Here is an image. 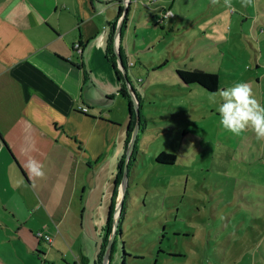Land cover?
<instances>
[{
    "label": "rangeland",
    "instance_id": "rangeland-1",
    "mask_svg": "<svg viewBox=\"0 0 264 264\" xmlns=\"http://www.w3.org/2000/svg\"><path fill=\"white\" fill-rule=\"evenodd\" d=\"M140 3L143 12L134 18L129 41L135 64L128 73L140 93V120L130 135V141L136 135L138 155L129 158L115 200L112 225L126 196L121 231L109 235L108 263L264 264V141L251 131L222 134L217 105L209 102L216 91L185 86L176 72L202 69L192 62L203 61L219 73V89L249 82L264 104V0L247 7L232 0L231 8L223 0L215 6L211 0ZM163 9L171 15L160 20ZM115 43L117 49L118 37ZM116 104L120 126L114 129L126 140L136 104L130 97ZM162 151L176 154V161L156 163ZM114 182L94 190L84 227L93 229L99 213L107 212ZM80 221L74 216L69 228L79 229Z\"/></svg>",
    "mask_w": 264,
    "mask_h": 264
},
{
    "label": "crops",
    "instance_id": "crops-1",
    "mask_svg": "<svg viewBox=\"0 0 264 264\" xmlns=\"http://www.w3.org/2000/svg\"><path fill=\"white\" fill-rule=\"evenodd\" d=\"M140 1L130 0L123 15L122 0H0V264H96L129 145L114 129L116 101L128 98L107 58V38L116 22L114 43L118 37L128 75ZM129 95L139 100L130 85ZM29 160L43 166V178L30 176ZM114 177V201L93 229L84 227L94 190ZM74 216L79 229L69 228ZM112 248L108 240L100 264Z\"/></svg>",
    "mask_w": 264,
    "mask_h": 264
},
{
    "label": "clouds",
    "instance_id": "clouds-1",
    "mask_svg": "<svg viewBox=\"0 0 264 264\" xmlns=\"http://www.w3.org/2000/svg\"><path fill=\"white\" fill-rule=\"evenodd\" d=\"M253 0H241V6L251 5ZM220 0H211L213 6ZM224 6L232 7V0H223ZM209 102L217 105L219 127L222 134L235 137L251 131L257 141H264V104L257 99L252 84L249 82H236L227 88H220L210 94ZM26 170L30 176L43 178V166L35 160H29Z\"/></svg>",
    "mask_w": 264,
    "mask_h": 264
},
{
    "label": "trees",
    "instance_id": "trees-1",
    "mask_svg": "<svg viewBox=\"0 0 264 264\" xmlns=\"http://www.w3.org/2000/svg\"><path fill=\"white\" fill-rule=\"evenodd\" d=\"M120 14H121V11L119 12V15ZM125 20H126V17H124L123 26L125 25ZM115 26H116V22L111 23V28H110L109 35L107 38V46H106L107 58L112 63V65H113L114 69L116 70V73H117V75L121 81V93L129 99V97H131V96L129 95L128 82L125 80L122 71L117 67L118 53L122 57L124 64H125V61H124V58L122 56L121 49L117 53V51L115 50V47H114V35L116 32ZM125 66H126V64H125ZM176 72H177L181 82L183 84H185V86L197 85V86H201L202 88L209 90V91H217L219 89V73L218 72L208 71V70L203 69V68L202 69H199V68H197V69L196 68H177ZM127 77H128V75H127ZM140 105H141V103H139V108H140ZM130 115H131L132 127L130 129V132L128 130L127 143L130 142L131 131L133 130L134 125L136 124V113L131 112ZM135 149H136V145H135ZM135 149H134V152L132 153V156L130 158V162L135 159V151H136ZM176 159H177L176 154L169 153L166 151H162L159 155H157L155 157V162L163 163V164H173L176 161ZM125 160H126V155L123 156L121 158V160L119 161L117 184H119V182L122 179V174H123V170H124V166H125L124 165ZM127 169H129V161L127 164ZM117 192L118 191L116 190L115 196H116ZM125 197H124L123 201H125ZM112 213H113V207H112L111 214L109 215V218L106 222V225L104 226L105 234L103 237L102 245L100 247V251L98 253L96 264H100L102 257H103V254L105 252L106 246L108 244L109 235L112 232V226H113L112 225ZM120 231H121L120 224L118 223L117 233Z\"/></svg>",
    "mask_w": 264,
    "mask_h": 264
},
{
    "label": "water",
    "instance_id": "water-1",
    "mask_svg": "<svg viewBox=\"0 0 264 264\" xmlns=\"http://www.w3.org/2000/svg\"><path fill=\"white\" fill-rule=\"evenodd\" d=\"M122 1H123V7H124L123 8V15H126V13H127V7L129 5L130 0H122ZM120 27H121V24L119 25L118 32H120ZM117 50H118L117 51V53H118L119 52V48ZM117 63H118V66L121 68V71H122V73L124 75L125 80L128 82V85H130L129 79H128L127 73H126L127 72L126 66H125V64L123 62L122 57L119 55V53H118V62ZM130 88H131V90H133L131 85H130ZM133 98H134V102L136 104V110H135L136 115H137L136 116V124H138L139 123V120H140L139 119V112H140L139 111V103H138L137 99H135V96H133ZM135 145H136V135L129 142V145H128V147L126 149V152H125L126 162H125V166H124V170H123V173H124V175L122 177V182L123 183L126 180V173H127V170H128L127 169V164H128L129 158L131 157V155H132V153L134 151ZM123 183H122V186L124 185ZM123 197H124V193L122 194V197L121 198L123 199ZM122 203H123V201L121 200L120 203H119V205H118V207L116 208L115 222H114V225H113V229H114L113 236H115L117 234L118 223H119V215H120V212H121V205H122ZM112 241H113V239H109V248L112 245ZM106 255H107L106 256V258H107L108 257V251H106Z\"/></svg>",
    "mask_w": 264,
    "mask_h": 264
},
{
    "label": "built area",
    "instance_id": "built-area-1",
    "mask_svg": "<svg viewBox=\"0 0 264 264\" xmlns=\"http://www.w3.org/2000/svg\"><path fill=\"white\" fill-rule=\"evenodd\" d=\"M168 15H171V14H170V11H169V10H166V11L163 13V15H162V17H161L160 20H163V19L166 18ZM158 21H159V20H158ZM75 45H76V47H78L80 44H79V43H76ZM80 109H81L83 112L88 111V107H87V106H81ZM38 236L43 237V238L46 239L48 242H51V241H52V236L49 235V234H47V233H43L42 231H39V232H38Z\"/></svg>",
    "mask_w": 264,
    "mask_h": 264
},
{
    "label": "flooded vegetation",
    "instance_id": "flooded-vegetation-1",
    "mask_svg": "<svg viewBox=\"0 0 264 264\" xmlns=\"http://www.w3.org/2000/svg\"><path fill=\"white\" fill-rule=\"evenodd\" d=\"M134 149H135V147H134ZM134 152V151H133ZM132 156V155H131Z\"/></svg>",
    "mask_w": 264,
    "mask_h": 264
}]
</instances>
